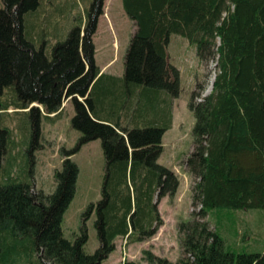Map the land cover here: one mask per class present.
<instances>
[{"label": "trees", "instance_id": "obj_1", "mask_svg": "<svg viewBox=\"0 0 264 264\" xmlns=\"http://www.w3.org/2000/svg\"><path fill=\"white\" fill-rule=\"evenodd\" d=\"M0 7V99L12 87L14 99L0 100V171L11 142L1 114L11 106L28 113L31 154L39 148L42 111L56 113L64 99L73 103L71 125L80 135L62 148L51 193L34 190L25 171L4 168L0 182V264H102L116 248L151 238L163 224L158 203L179 185L175 172L157 162L166 130L157 125L122 127L98 118L93 35L105 0H90L80 23L45 46L35 45L24 15L41 0H2ZM135 24L124 55L125 86H143L180 94L178 68L168 60L170 34L194 45L201 62L216 57L210 92L190 95L192 150L185 160L193 178L190 217L177 223L176 260L142 250L145 264H264V249L238 252L210 226L213 208L264 209V0H122ZM100 97V98H99ZM196 98H200L196 100ZM100 139L105 159L101 197L81 214L79 231L64 236L62 215L74 194L77 164L71 156L85 143ZM6 161V160H5ZM10 165V164H9ZM198 207L197 209H195ZM95 214L98 247L85 251L86 221ZM123 264H139L126 260Z\"/></svg>", "mask_w": 264, "mask_h": 264}, {"label": "rangeland", "instance_id": "obj_2", "mask_svg": "<svg viewBox=\"0 0 264 264\" xmlns=\"http://www.w3.org/2000/svg\"><path fill=\"white\" fill-rule=\"evenodd\" d=\"M89 3L90 0H41L36 10L24 15L28 34L35 38L36 46L41 44V40L36 39L46 38L45 46L49 47L54 40L63 37L72 25L80 23L83 11ZM2 6L3 1L0 0V7ZM135 28L133 20L123 9L122 0L104 1V13L99 16L93 35L95 62L100 69L104 67L103 71L106 73L123 72L124 55ZM167 50L169 62L179 70L180 94L176 97V123L165 135V147L158 162L175 172L179 185L172 197H162L159 201L160 207L158 203L163 218L158 233L131 245L122 238L116 239L115 250L102 264H123L126 260L143 264V249H150L157 255L176 260L180 252L177 223L188 219L194 208L191 205L193 178L186 169L185 160L193 147L192 127L195 119L187 102L190 93L199 83L202 85L200 97L210 92L207 89L216 73V57L201 62L196 56L194 45L174 33L170 34ZM111 60V64H114L108 69V62ZM6 98H16L11 86L5 87L0 100L3 102ZM37 106L41 108L43 116L39 148L32 152V161L26 151L29 145L28 113L23 109H15L13 105L1 114V121L11 131L12 140L0 171V182L5 179L4 168L10 166L14 176H23L24 172L21 171H25L35 191L41 189L44 193H51L56 185L54 172L61 168V149L71 148L80 132L71 125L74 115L71 100L64 99L59 111L51 113L52 115L43 111L42 105L37 103ZM71 159L77 164L78 173L73 197L62 215V230L68 239H72L74 233L79 231L81 214L87 204L101 197L105 159L100 139L82 145ZM207 217L210 226L232 249L238 252H259L264 249V209L213 208ZM94 219L95 214H92L86 221L88 240L85 251L88 253L98 247Z\"/></svg>", "mask_w": 264, "mask_h": 264}, {"label": "crops", "instance_id": "obj_3", "mask_svg": "<svg viewBox=\"0 0 264 264\" xmlns=\"http://www.w3.org/2000/svg\"><path fill=\"white\" fill-rule=\"evenodd\" d=\"M111 62L112 60L108 62V69L114 64H111ZM103 69L104 67L100 69L95 78V80H98L94 84L97 85L99 95L105 94V103H99L101 114L98 118L107 120L108 122H118L122 127L128 128L146 125L164 127L166 129L162 136V146L164 148L165 135L174 128L176 123V97H171L165 91L153 90L143 86L127 87L123 82V72L106 73ZM162 153L163 151L158 157L157 162L161 158ZM118 238L124 239L121 236ZM134 243L136 242L129 244Z\"/></svg>", "mask_w": 264, "mask_h": 264}, {"label": "water", "instance_id": "obj_4", "mask_svg": "<svg viewBox=\"0 0 264 264\" xmlns=\"http://www.w3.org/2000/svg\"><path fill=\"white\" fill-rule=\"evenodd\" d=\"M212 84H213V80H212V83H211V88H212ZM211 88H210V90H211ZM33 105L37 106L36 103H33Z\"/></svg>", "mask_w": 264, "mask_h": 264}, {"label": "bare ground", "instance_id": "obj_5", "mask_svg": "<svg viewBox=\"0 0 264 264\" xmlns=\"http://www.w3.org/2000/svg\"><path fill=\"white\" fill-rule=\"evenodd\" d=\"M211 83H212V82H211ZM210 88H211V86H209V87H208V89H207V92H209V91H210Z\"/></svg>", "mask_w": 264, "mask_h": 264}]
</instances>
